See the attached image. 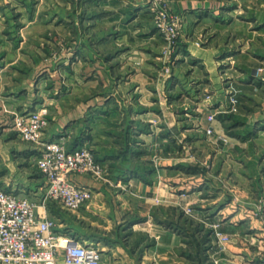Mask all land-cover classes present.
<instances>
[{"label":"crops","instance_id":"0c3cea01","mask_svg":"<svg viewBox=\"0 0 264 264\" xmlns=\"http://www.w3.org/2000/svg\"><path fill=\"white\" fill-rule=\"evenodd\" d=\"M168 1L183 17L172 76L159 75L163 67L156 57L163 35L149 18L145 0H90L84 9L95 12L83 25L103 29L93 31L95 40L99 48L111 44L110 55L100 53V62L90 67L92 54L78 51L79 71L73 68L70 75L83 76L79 86L46 89V98L19 102L23 108L48 105L44 139L62 138L69 148L87 145L109 166L107 180L74 175L93 188V197L68 219L52 215L75 227L69 230L81 240L97 245L102 264H264L262 224L251 214L264 203V130L257 129L264 115L254 111L244 120L246 130L235 132L234 164L226 158L232 149L209 146L229 136L222 121L207 119L224 106L220 61L225 59L220 56L226 50L213 39V45H203L195 34L204 22L227 28L231 9L216 4L220 0ZM251 17L255 32L262 33L263 17ZM156 42L159 48L150 46ZM102 72L110 75L111 91L92 96ZM207 92H213L211 101H204ZM188 108L193 113L187 118ZM209 126L213 132L206 134ZM28 143L16 151L36 164L38 147ZM204 143L209 150L199 149ZM206 162L210 165L199 164ZM31 198L39 201L40 196L33 192ZM216 225L229 236L224 247L215 236Z\"/></svg>","mask_w":264,"mask_h":264},{"label":"rangeland","instance_id":"374dc122","mask_svg":"<svg viewBox=\"0 0 264 264\" xmlns=\"http://www.w3.org/2000/svg\"><path fill=\"white\" fill-rule=\"evenodd\" d=\"M88 2L90 0H0V188L2 189L20 193L22 196L28 194L29 198L33 192H37L38 196L43 193L44 180L40 169L32 159H29L28 155L16 151V148L27 141L17 137L14 118L17 114L28 110L46 108V128L49 107L47 104H40L36 107L33 102V107L23 108V104L29 103L33 98L35 100L46 98L48 89L60 91L68 86H79L83 76L70 75L73 68L79 71L81 62L79 58L74 59L78 51L87 50V54H92L88 65L90 67L100 62L97 55L101 53L100 55L105 57L112 52L113 46L109 43H103L101 48L97 47L99 44L97 45L96 34L93 31L100 33L103 29H93L92 25H83L87 23L90 14L95 12L94 9H92L93 12L84 9ZM145 2L148 3L147 0ZM163 2L168 5L170 11L181 15L171 7L168 0H163ZM219 3L220 5L225 3L221 8L231 9L226 12V16L233 19L229 22V26L227 28L219 25L210 26L209 22H204L200 24L199 31L195 35L203 45H209L211 43L209 41L213 39L216 46L220 42L226 50L220 56L225 59L220 61L222 68L220 74L226 82L224 91L221 93L225 98L222 101L224 106L219 108L215 117L226 125L228 133H225L229 136L223 144L215 140V144L209 146L232 149L233 152L231 155L227 153L226 158L234 164L237 160L232 154L238 151L235 132L246 130L243 127L244 120L248 119L254 111L259 115H264V27L262 33L255 32L256 24L251 17L256 13L264 19V0H220L218 3L216 1V4L219 5ZM240 4L242 10L237 9ZM80 5L83 8L81 10ZM148 12L149 18L155 24L153 14L149 9ZM75 22L78 24L76 25ZM163 39L160 54L156 55V59L161 61L163 67V69L160 68L159 75L172 76L174 62L177 58L173 61L165 58L164 50L167 42L164 37ZM153 45L159 48L158 42L150 44L154 47ZM89 46L92 50L88 48ZM93 50L96 54L92 53ZM84 61L83 57L82 62ZM168 62L171 64L169 70H167ZM247 69L249 71L245 72ZM252 73L256 76L254 77ZM253 78L256 80L254 81ZM109 79L110 75L102 72L101 79L94 83L96 88L90 90V95L94 96L98 91H102L104 95V91H111ZM247 83L252 85L249 86ZM212 93H205L204 101H211ZM233 93L238 95V104L234 110L225 111V102ZM17 102L24 103H19L20 107H16ZM192 111V108H188L186 112L189 115L185 116L188 118L193 113ZM257 129L264 130V124H259ZM224 137L227 136L224 135ZM187 144L193 146L191 142ZM29 145L35 146L36 144L30 143ZM252 145L254 147V142ZM256 146L260 144L257 143ZM203 147H205L204 150H209L207 144L204 143L202 147L200 145L199 149L203 150ZM199 164L204 167L210 165L209 162ZM14 178H17L16 184L13 183ZM32 182L37 183L32 186ZM40 190L41 193H38ZM32 200L39 205L37 200ZM263 205L264 203H258V208ZM49 208L51 214L58 217L63 216L68 219L72 215L71 211L63 209L53 201H49ZM251 214L253 216V211ZM257 219L262 224V220ZM57 220L60 229L75 228L60 223L62 221L59 222V218Z\"/></svg>","mask_w":264,"mask_h":264},{"label":"built area","instance_id":"2783aa9c","mask_svg":"<svg viewBox=\"0 0 264 264\" xmlns=\"http://www.w3.org/2000/svg\"><path fill=\"white\" fill-rule=\"evenodd\" d=\"M147 1L155 26L167 42L165 58L173 61L181 49L183 18L170 11L163 0ZM170 66L168 62L167 70ZM238 100L237 93L230 95L225 111L234 110ZM45 112L46 108L28 110L14 118V128L19 137L38 147L35 163L42 173L44 184L39 205L27 195L0 188V264H102L101 250L97 245L81 240L69 230L60 229L57 218L49 211V201L68 211L79 210L93 197L94 190L75 181L74 175L107 180L109 166L98 160L87 145L69 148L62 138L44 139ZM207 119L214 121L215 113H209ZM206 132L211 134L213 128L207 127ZM223 140L227 141V137ZM185 211L191 213L192 207H186ZM253 216L262 220L264 234L263 208L255 209ZM214 230L224 247L229 236L221 232L217 225Z\"/></svg>","mask_w":264,"mask_h":264},{"label":"trees","instance_id":"16d2710c","mask_svg":"<svg viewBox=\"0 0 264 264\" xmlns=\"http://www.w3.org/2000/svg\"><path fill=\"white\" fill-rule=\"evenodd\" d=\"M222 119H225V118H222ZM96 155V154H95ZM96 158L98 159V160H100V158H98L97 156H96Z\"/></svg>","mask_w":264,"mask_h":264}]
</instances>
